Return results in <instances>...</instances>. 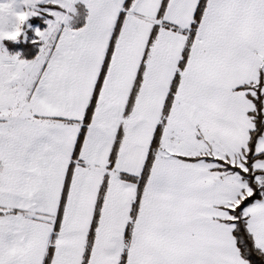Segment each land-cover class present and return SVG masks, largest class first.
<instances>
[{
    "label": "snow or ice",
    "instance_id": "obj_1",
    "mask_svg": "<svg viewBox=\"0 0 264 264\" xmlns=\"http://www.w3.org/2000/svg\"><path fill=\"white\" fill-rule=\"evenodd\" d=\"M0 264H264V0H0Z\"/></svg>",
    "mask_w": 264,
    "mask_h": 264
}]
</instances>
